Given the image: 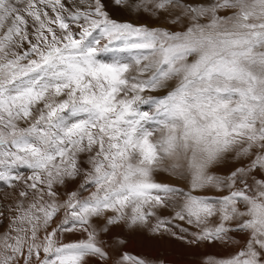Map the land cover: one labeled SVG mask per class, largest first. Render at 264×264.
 I'll list each match as a JSON object with an SVG mask.
<instances>
[{
  "label": "snow or ice",
  "instance_id": "1",
  "mask_svg": "<svg viewBox=\"0 0 264 264\" xmlns=\"http://www.w3.org/2000/svg\"><path fill=\"white\" fill-rule=\"evenodd\" d=\"M165 237L264 264V0H0V264Z\"/></svg>",
  "mask_w": 264,
  "mask_h": 264
},
{
  "label": "rangeland",
  "instance_id": "2",
  "mask_svg": "<svg viewBox=\"0 0 264 264\" xmlns=\"http://www.w3.org/2000/svg\"><path fill=\"white\" fill-rule=\"evenodd\" d=\"M111 54H106V58ZM134 251L151 254L153 256L159 255L161 258L166 259L169 264H199L203 259L204 254L211 255H224L225 250L220 247L205 246L200 249H190L175 240L172 237H165L164 240L159 242L149 241L147 246L145 242H134L130 246Z\"/></svg>",
  "mask_w": 264,
  "mask_h": 264
}]
</instances>
